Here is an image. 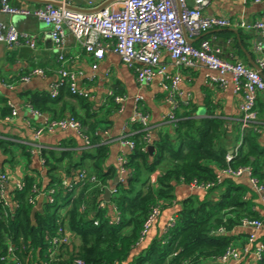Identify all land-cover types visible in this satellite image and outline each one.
Returning <instances> with one entry per match:
<instances>
[{"label":"crops","instance_id":"crops-1","mask_svg":"<svg viewBox=\"0 0 264 264\" xmlns=\"http://www.w3.org/2000/svg\"><path fill=\"white\" fill-rule=\"evenodd\" d=\"M58 0H9V4L18 9H39ZM77 8H85V0H73ZM192 7L197 5V0H188ZM204 13L208 16L224 17L232 21L230 28H219L208 31L190 42L199 47L202 41H208L213 50L218 51L221 59L230 62H241L248 68L255 70L259 60L264 58V51L258 52L255 48L261 35L245 27L259 20L264 14V1L256 0H209ZM0 22L14 25L21 33L36 37V48L32 49L21 40L14 46L0 41V175L7 174L8 180L4 184L6 201L12 204L11 193L26 177H34L43 185H47V169L42 160L43 152H53L51 163L57 168L56 175L62 181L72 184V177L67 171L69 168L78 177L79 167L94 173L93 162L85 157L90 153L95 155V149L87 147L84 138L73 130H56L36 137V130L47 120L68 119L78 116L89 123H100L97 134L102 137V144L108 146V157L102 163L105 172L115 169L116 174L107 186V190L116 187L118 181H125L129 176L120 172L119 159L132 152L121 145L119 139L132 130L131 120L137 106L149 115L150 142L145 151L149 161L158 155L157 142L170 137V142L175 148L180 146L176 137L173 123L168 120L174 111V106L167 100V92L162 86V78L156 77L148 85H140L135 73L128 68L122 58L117 54L107 51L105 58L94 69V58L87 54L85 49L73 37H68L62 50L66 59L64 66L77 75L78 89L86 92L90 97L89 102L62 93L57 98L51 96V88L60 76L62 64L59 62L60 52L51 37V28L34 17L9 15L0 11ZM162 62L168 65L169 74H181L179 86L180 95L178 103H183L189 108H180V118L189 112L195 119L217 118L224 124L223 140L229 146L227 157L235 151L243 140V133L239 119L241 117L240 105L242 93L235 90L231 76H226L227 84L220 85L216 79L219 74L200 66L196 69L176 68L170 63L169 55L164 52ZM35 69L45 71L43 76H34L29 81L23 77ZM264 76V70L262 71ZM111 93L117 97H124L120 103H110ZM91 105L88 107V104ZM188 103V104H187ZM17 111V116L11 121L12 110ZM36 112L37 114L33 113ZM257 111L264 122V93L257 99ZM92 113L94 116H92ZM8 114V116H7ZM260 143L264 145V129L260 136ZM158 165L156 171L150 175L153 183L157 182L163 174L162 168L168 166L169 154ZM216 173L221 175L222 170L215 167ZM222 180H223V175ZM74 178V179H75ZM76 180V179H75ZM237 184L245 185L252 191L256 190L249 176L245 175L235 179ZM75 184V183H74ZM174 201L166 206L145 238L134 250L132 256L143 252L155 239L162 238L170 227L172 219L183 209L184 203L203 202L218 203L226 187L222 186L209 193L197 190L192 185L183 182H172ZM78 183V188H79ZM106 190V191H107ZM105 191V193H106ZM259 206H255L261 216H264V198L259 193ZM105 196V194H104ZM252 195H248L250 198ZM112 195L110 196V198ZM37 199L36 207L38 208ZM44 201L46 199L44 198ZM43 201V202H44ZM105 202H109L106 201ZM43 204V203H42ZM42 204L40 209L43 211ZM104 207H106L103 202ZM39 209V208H38ZM39 212V211H38ZM109 214L115 220V211L109 206ZM254 233L250 228L237 227L229 235L233 237L231 246L239 253L245 249L253 251L256 246L264 241V229L255 233L256 245L249 242V237ZM205 264H259L253 253L240 261L220 263L216 260H207Z\"/></svg>","mask_w":264,"mask_h":264},{"label":"trees","instance_id":"trees-1","mask_svg":"<svg viewBox=\"0 0 264 264\" xmlns=\"http://www.w3.org/2000/svg\"><path fill=\"white\" fill-rule=\"evenodd\" d=\"M65 92L71 94L68 88H63L60 94ZM78 98L89 102L88 98ZM111 102L116 103L113 98H110ZM180 108L189 106L178 103L176 121L172 122L180 146L175 148L170 137L160 139L156 144L158 155L153 161H149L145 151L147 132L140 124L132 125L134 133L130 139L136 148L128 155L125 166L129 176L109 202H105L104 194L116 171L105 172L102 167L108 157V146L102 144V137L97 134L100 123L89 125L81 117L72 116L86 127L96 154L88 153L85 157L92 160V174L100 182L78 188L74 184L77 172L69 168L67 174L74 184V190L69 191L62 185V178L56 175L57 168L50 161L53 152L44 151L48 184L43 185L34 177L24 178L23 188L13 190L10 195L16 206L9 215H5L0 198V264H12L1 259L7 255L9 245L14 247L20 264H205L207 260L222 256L231 246L233 237L229 234L235 228L242 227L245 220L264 219L254 210L259 206V192L237 184L236 178L231 176H224L222 182L209 191L226 187L218 203H184L175 225L143 252L132 256L141 243L144 223L150 213L157 207L162 212L174 201L172 182L214 183L218 178L216 166L221 170L249 167L258 187L264 188L261 134L247 131L238 156L227 162L230 145L222 138L226 136L222 120H198L190 110L180 118ZM166 154H169L170 164L162 168L163 174L153 183L150 175L166 159ZM82 170L85 168L79 167V173ZM51 188H56L54 201H44L43 211L33 215L35 207L30 200ZM249 194L252 195L250 198ZM262 195L264 198V190ZM103 202L106 207L101 206ZM109 206L115 208V220L109 214ZM60 227L70 234L71 243L52 249L50 240L57 236ZM259 264H264V254Z\"/></svg>","mask_w":264,"mask_h":264},{"label":"built area","instance_id":"built-area-1","mask_svg":"<svg viewBox=\"0 0 264 264\" xmlns=\"http://www.w3.org/2000/svg\"><path fill=\"white\" fill-rule=\"evenodd\" d=\"M73 0H58L54 3L47 4L44 8L39 9H18L9 4V0H0V11L9 15H20L24 17H34L42 21L51 28V37L60 52L59 81L51 88V96L57 98L63 88H68L72 95L77 97L89 98L90 96L78 89L76 84L77 75L67 69L64 64L66 59L62 55V50L68 37H73L82 45L86 53L94 58V69H97L98 63L105 58L107 51L113 52L120 56L125 65L130 68L136 75L140 85L150 84L156 77L162 78V86L167 92V100L174 106V111L169 115L168 120L176 121L175 110L178 108L177 97L180 95L179 86L181 83V74H169L168 65L162 62V55L167 52L170 63L176 68L196 69L200 66L206 67L210 71L218 73L220 76L216 81L220 85L227 84L226 76H231L235 90L242 93V103L240 105L241 117L239 125L243 137L244 134L251 130L256 134H261L264 129V122L260 119L257 111V99L260 93H264V78L257 71L248 68L241 62H230L221 59L218 51L211 48L208 41H202L199 47H195L190 39L198 38L202 34L219 28H230L233 23L231 20L218 17L208 16L204 13L209 4V0H197V5L192 7L188 0H85V8H77L72 4ZM264 0H256L263 2ZM248 30L258 32L264 39V14L253 24L245 27ZM21 40L25 41L32 49L36 48V37L21 33L14 25L3 24L0 22V41L6 42L10 46L18 44ZM258 52L264 51L261 42L255 48ZM261 71L264 70V58L259 60ZM45 71L35 69L23 80L29 81L32 77L43 76ZM115 102L120 103L125 100L124 97H117L111 93ZM188 104V103H187ZM37 114L36 112L32 111ZM17 116V111L12 110L11 116L7 118L11 121ZM131 124H140L143 131L147 132V144L150 142V125L149 115L143 109L136 108ZM56 130H73L80 134L91 147L90 139L86 134V127L76 118L70 117L61 120H47L36 130V137L40 138L44 133L55 132ZM134 131L130 130L123 135L119 142L127 147L131 152L136 148L135 142L130 139ZM243 144L239 143L232 155L227 157L230 162L238 156V151ZM45 162V160H42ZM120 172L127 174L125 168L128 163L126 156L119 159ZM221 175L240 178L249 176L252 185L259 193H263L264 188L258 187L255 179L252 178V170L249 167H240L237 169L227 168L222 170ZM219 175L217 182L200 184L197 182L191 185L197 190L211 191L222 182V176ZM8 180L7 174L0 175V198L3 199V211L9 215L11 210L16 206L10 204L5 199L4 184ZM95 174L82 170L75 185L83 186L87 183H99ZM123 181H118L116 187L110 191L111 195L117 194L118 186ZM62 185L69 191L74 190V184L63 181ZM23 188V182L17 185V189ZM56 188H51L48 192H42L30 201L36 207L38 197L44 195L49 203L54 201ZM104 207V205H101ZM115 209V208H114ZM161 215L160 207L155 208L146 219L142 231V239L157 222ZM98 222H95L97 225ZM176 223L175 219L170 222V227ZM242 227L250 228L254 233L249 237V242L256 245L257 237L255 233L264 229V219L262 220H245ZM70 234L63 228L58 229L57 236L50 240L53 248H58L63 244H70ZM251 253L259 263L264 254V243H260L253 251L245 249L239 253L230 246L226 252L215 258L220 263H227L231 260L240 261ZM2 261L8 260L12 264H20L14 254V247L9 245L7 255L1 258Z\"/></svg>","mask_w":264,"mask_h":264},{"label":"water","instance_id":"water-1","mask_svg":"<svg viewBox=\"0 0 264 264\" xmlns=\"http://www.w3.org/2000/svg\"><path fill=\"white\" fill-rule=\"evenodd\" d=\"M259 42H261L263 44V46H264V39H262V37L259 38ZM254 68H255V70H257L263 76V73H262V71H261V69H260V67L258 65H255ZM263 78H264V76H263ZM232 154H233V151L230 152V155H232ZM110 196H111L110 190H107L106 193H105V196H104V200L109 201L110 200ZM43 201H44V195H42L40 197V199L38 201V208L39 209L38 208H34L33 215H35L38 211L42 212V210L40 209V206L43 203Z\"/></svg>","mask_w":264,"mask_h":264}]
</instances>
